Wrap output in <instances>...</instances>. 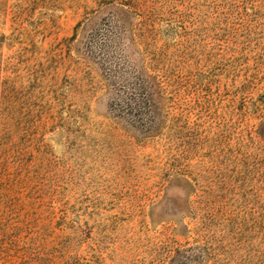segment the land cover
Masks as SVG:
<instances>
[{"label": "rangeland", "instance_id": "rangeland-1", "mask_svg": "<svg viewBox=\"0 0 264 264\" xmlns=\"http://www.w3.org/2000/svg\"><path fill=\"white\" fill-rule=\"evenodd\" d=\"M0 264H264V0H0Z\"/></svg>", "mask_w": 264, "mask_h": 264}]
</instances>
